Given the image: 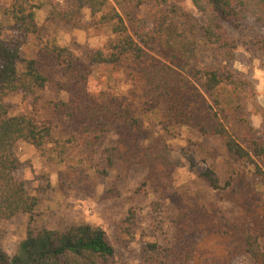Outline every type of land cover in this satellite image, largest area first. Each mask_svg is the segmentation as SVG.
<instances>
[{
  "label": "trees",
  "instance_id": "trees-1",
  "mask_svg": "<svg viewBox=\"0 0 264 264\" xmlns=\"http://www.w3.org/2000/svg\"><path fill=\"white\" fill-rule=\"evenodd\" d=\"M46 1L51 7L48 22L85 27L83 11L88 10L91 21L87 26L109 28L114 39L104 49L91 51L88 62L47 41L35 58L24 59L21 66L20 48L0 40V225L27 215L31 227L39 208L38 197L19 176L22 163L17 144L29 143L44 155L61 148L56 157L62 160L67 153L50 125L33 115L11 116L6 99L55 86L67 97L54 104L55 114L73 123L84 139L119 123L124 131L118 143L105 150L108 165L126 174L134 166L147 169L149 181L163 195L168 191L164 180L169 182L174 165L164 135L187 129L221 144L229 176L218 174L215 166L204 173L191 169L211 190L225 192L223 198L240 209L239 215L228 219L215 203L194 200L189 209L177 214L172 244L165 248L158 242L145 245L146 264H235L246 256L254 264H264V203L241 168L254 167L257 184L264 186V132L255 129L245 114L244 95L255 91L252 82L231 66L237 45L225 28V23L252 19L263 30L254 46L264 54V0H190L205 19V43L219 57L215 65L195 66L192 77L177 65L179 56L193 49L186 42L178 46L168 34L170 14L176 11L172 8L186 0ZM143 6L150 11L149 21L135 17V9ZM43 7V0H13L4 14L21 32L41 39L36 11ZM93 65H106L123 74L125 85L141 97V114L155 116L162 136L143 138L141 117L126 110L116 97L90 90ZM85 145L80 147L82 154ZM198 233L219 237L230 250L218 254L201 247ZM114 258L115 249L105 230L90 224L30 232L13 256L0 248V264H111Z\"/></svg>",
  "mask_w": 264,
  "mask_h": 264
},
{
  "label": "rangeland",
  "instance_id": "rangeland-1",
  "mask_svg": "<svg viewBox=\"0 0 264 264\" xmlns=\"http://www.w3.org/2000/svg\"><path fill=\"white\" fill-rule=\"evenodd\" d=\"M12 1L0 0V40L12 48H20V66L24 59L35 58L47 41L68 48L88 62L91 51L104 49L114 39L109 28L87 26L91 21L88 10L83 11L85 27L48 22L47 15L51 7L46 0H43L44 7L36 11L41 39L26 35L4 14ZM175 5L172 10L176 11L170 14L168 34L177 40L178 46L186 42L193 49L186 56H179L177 65L179 70L192 77L195 66L201 69L215 65L219 57L203 39L205 19L192 2L186 0L182 5ZM134 13L138 19L150 20L147 6L135 9ZM225 28L237 45L236 58L231 66L252 82L255 91L254 95L251 92L244 95L245 114L255 129L264 132V54L254 46L263 30L252 19L225 23ZM89 88L116 97L126 110L141 117L144 120L143 138L163 135L154 115L141 114V97L125 85L122 73L106 65H93ZM66 98V94L57 87L49 86L34 95L6 99L11 116L33 115L38 121L50 125L54 138L66 146L67 153L62 160L56 157L61 148L52 155H44L29 143L20 141L17 144L16 154L22 163L19 176L38 197L39 208L31 227L27 215H19L1 223L0 248L4 252L13 256L20 242L30 232L37 233L44 228L64 231L71 225L90 224L103 228L109 243L114 247L115 258L111 264H146L145 245L158 242L165 248L172 244L177 214L189 209L194 200L207 205L215 203L228 219L239 215L240 209L223 198L225 192L211 190L205 180L191 169L204 173L215 166L221 176L230 175L226 174L229 166L222 157L221 144L216 140H204L198 133L187 129L164 135L169 146V158L174 165L169 182L164 180V183H168V191L163 195L149 181L147 169L134 166L126 174L108 165L105 150L115 146L120 132L124 131L118 126L119 123L108 126L107 132L84 139L74 129L73 123L55 114L54 104ZM83 145L86 151L82 154L80 147ZM199 145H203L206 150L200 149ZM214 150L217 151L216 157L213 156ZM242 166L247 180L256 187L264 203V186L257 184L259 179L255 168ZM196 237L201 247L214 253L230 250V246L219 237L206 233H198ZM262 243L264 245V241ZM235 264L254 262L246 256Z\"/></svg>",
  "mask_w": 264,
  "mask_h": 264
}]
</instances>
